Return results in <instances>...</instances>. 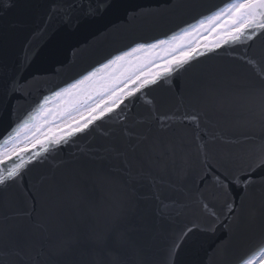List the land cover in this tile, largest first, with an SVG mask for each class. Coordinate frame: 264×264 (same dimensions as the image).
<instances>
[{
  "label": "water",
  "instance_id": "1",
  "mask_svg": "<svg viewBox=\"0 0 264 264\" xmlns=\"http://www.w3.org/2000/svg\"><path fill=\"white\" fill-rule=\"evenodd\" d=\"M65 2H75L77 14L80 5L89 7V0ZM112 2L114 7L101 20L76 30L64 28L57 19L48 23L53 0H0V84L22 78L32 84L31 101L40 90L50 99L51 90H59L57 85L90 65L99 66L97 62L110 53L128 50L136 42L169 39L180 32L178 26L195 23L210 2L220 0ZM42 22L48 25L47 33L33 36L34 30L42 31ZM249 44L253 63L234 59L228 51L209 52L187 72L174 73L152 91L160 114L177 109L203 113L199 127L180 122L161 130L151 102L144 98L128 113L124 125L106 120L75 142L50 150L51 155L42 154L43 162L32 166L22 182L0 190V264H244L263 251L257 249L256 240L264 232V171L253 174L249 187L229 190L227 199L235 203L231 215L223 208L225 194L209 188L208 202L222 213L223 224L215 235L207 231L210 216L189 196L195 190L193 181L198 184L202 175V144L207 145L212 163L229 170L244 167L264 145V104L252 94L258 77L264 76V36ZM56 47L62 48L60 59L65 65L56 67L58 75H39L51 67L45 58ZM41 104L42 99L40 104L32 103L28 112L21 108V120L33 122ZM0 117L3 133L9 121L2 111ZM123 128L130 130L133 141L147 137L135 153L129 152L134 167L146 165L153 145L157 148L152 173L159 191L177 200V211L163 223L153 213L155 189L146 183L134 208L109 162L96 158L108 144L128 149ZM111 164L122 167L119 159ZM176 183L184 190L173 191L170 185ZM212 212L207 207V213ZM144 216L151 226L132 230L130 226L141 223ZM195 227L201 230L185 231Z\"/></svg>",
  "mask_w": 264,
  "mask_h": 264
},
{
  "label": "snow or ice",
  "instance_id": "2",
  "mask_svg": "<svg viewBox=\"0 0 264 264\" xmlns=\"http://www.w3.org/2000/svg\"><path fill=\"white\" fill-rule=\"evenodd\" d=\"M54 8L50 14L49 22L57 19L66 29L74 28L79 30L82 24L91 27L96 21L101 20L114 5L112 0H89L87 9L80 5V12L77 14L75 2L67 3L65 0H53ZM11 7V4L8 5ZM195 23L185 22L180 27L179 36L173 34L172 40L157 39L153 43L136 42L134 47L128 50H118L117 53H110L96 65H90L83 69L72 80L64 81L57 85L59 90L52 89L55 97L60 98V104L55 110L45 108L49 97L43 95L40 90L34 101L32 97V84L25 79L12 77L0 84V111L8 117V128L3 133L0 143V190L11 184L22 182L31 170L32 166L42 163V154L46 157L51 155L50 150H59L63 146L75 142L79 137L89 134L97 127H102L109 119H116L120 125H124L129 119L128 113L132 111L139 101L144 103L147 98L151 103V112L156 122L160 124L161 130L174 127L176 123L186 122L199 127L203 113L193 111L181 112L177 109L174 112L160 114L156 108L155 98L152 91L172 78L174 73L187 72L194 67V61L207 55L209 52L228 51L234 59L244 60L245 63H253L254 58L248 56L249 42L259 36H264V0H220L219 3H209L204 12L195 17ZM43 29H36L33 32H41V36L47 33L48 25L42 22ZM207 32L213 34L214 40L209 46L204 43L201 46L200 38L207 40ZM197 37L187 45L183 43L185 38ZM78 45L71 46L75 54ZM157 49H164L169 52L165 56H157ZM135 53H147L146 56H137L136 61L132 60ZM63 50L60 47L51 49L46 55V62L50 68L39 73L43 76L55 71L57 66L63 67L65 61L60 57ZM32 61H28L31 66ZM260 63V62H256ZM122 68L117 72L116 69ZM113 69L107 75L99 76L105 70ZM32 80H36L33 75ZM259 83L252 89V94L258 97L264 104V76L258 77ZM182 95V93H181ZM41 111L35 119L40 120L35 124V131L25 140L19 141V129L28 128L29 123L21 120L20 110L28 112L32 103L40 104ZM147 106V105H146ZM29 115L31 113H28ZM52 115V119L48 116ZM43 118L42 120L40 118ZM2 118V117H0ZM19 121V123H17ZM15 133V135H13ZM123 134L128 137V149L122 150L117 144L112 143L103 147L102 151L96 153V158L101 162L108 161L110 169L115 172L123 181L129 193L133 207L140 198V189L147 183L155 189L151 199L155 202L153 213L163 223L177 211V200L175 196L165 195L159 191L158 178L152 173L153 157L157 148L153 145V151L146 158V165L134 167L129 159V152L135 153L140 144L146 142L147 137H139L133 141L130 130L123 128ZM111 135V134H110ZM11 145V147H8ZM204 156L202 161V175L198 177L199 183L193 181L194 192H190V198L210 216V223L207 231L212 235L218 231L223 224L222 213L216 212L215 205L207 200L209 188L216 189L225 194L223 208L229 215L235 211L234 201L227 199V193L232 187H249L253 182V174L256 171H264V145L258 149L255 159L249 161L244 167L229 170L221 169L212 163L207 154V145L200 146ZM157 159L159 157H156ZM119 159L120 166L112 165L111 160ZM173 191L184 190V185L171 184ZM213 208L212 213H207V207ZM137 215L136 212L133 213ZM30 216V213L28 214ZM141 223L132 224L130 227L135 230L138 227H150V220L144 216L140 218ZM199 227L187 228L188 234L200 231ZM187 236L181 241L186 242ZM257 249H264V232H261L256 240ZM173 247H176L175 242ZM264 264V255L261 257Z\"/></svg>",
  "mask_w": 264,
  "mask_h": 264
},
{
  "label": "rangeland",
  "instance_id": "3",
  "mask_svg": "<svg viewBox=\"0 0 264 264\" xmlns=\"http://www.w3.org/2000/svg\"><path fill=\"white\" fill-rule=\"evenodd\" d=\"M201 32H205V33H207V35H209V34H211V33H209V32H207V29H202V31ZM213 36V35H212ZM194 38V37H193ZM197 37H195L194 39H196ZM200 38V37H199ZM191 40H193L192 38L190 39V41ZM189 43V42H188ZM188 43H186L185 45H187ZM169 53H167V52H161L159 55H157V56H165V55H168ZM123 69L122 68H120V69H116V71L117 72H119V71H122ZM113 71V69H108V70H106L105 72H104V75H107L109 72H112ZM43 118H41V120H42ZM48 119H52V115H50V116H48ZM40 122V121H39ZM33 131H35V127L33 126V128L30 130V132H28L27 134H25V135H23L20 139H19V141H23V140H25L28 136H30L31 135V133L33 132ZM9 147H11V146H9Z\"/></svg>",
  "mask_w": 264,
  "mask_h": 264
},
{
  "label": "bare ground",
  "instance_id": "4",
  "mask_svg": "<svg viewBox=\"0 0 264 264\" xmlns=\"http://www.w3.org/2000/svg\"><path fill=\"white\" fill-rule=\"evenodd\" d=\"M21 136H19V138H20Z\"/></svg>",
  "mask_w": 264,
  "mask_h": 264
}]
</instances>
